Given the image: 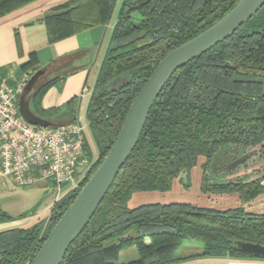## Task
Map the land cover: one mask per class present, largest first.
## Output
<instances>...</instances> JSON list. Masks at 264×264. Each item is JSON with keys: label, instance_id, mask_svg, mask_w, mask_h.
I'll return each mask as SVG.
<instances>
[{"label": "trees", "instance_id": "trees-1", "mask_svg": "<svg viewBox=\"0 0 264 264\" xmlns=\"http://www.w3.org/2000/svg\"><path fill=\"white\" fill-rule=\"evenodd\" d=\"M32 1L0 0V16ZM115 1L69 0L56 6L43 19L48 40L106 24ZM237 1L121 0L86 106L99 154L92 157L86 140L88 163L82 178L52 203L48 217L29 227L0 231V264L31 263L110 150L133 98L158 61L220 19ZM134 12L136 19L131 15ZM117 40H122L120 45ZM39 69L44 70L40 78L46 69L29 58L19 73H27L30 78ZM39 78L27 96L29 107L37 116L61 124L46 117L56 108L42 109L40 100L46 89L63 77L49 78L36 86ZM111 80L125 81L102 89ZM263 83L264 4L232 35L172 74L151 106L134 148L60 264H170L175 261L180 242L187 239L203 243L202 255L264 259L232 248L235 241L264 244V213L247 216L242 207H235L213 214L209 209L177 201L129 204L135 193L170 190L177 176L187 174L198 156L206 162L226 144H261L264 148ZM68 105L67 114L74 119L78 97ZM230 188L243 200L260 192L254 181L234 183ZM10 219L0 208V222ZM130 231L134 233L130 235ZM130 245L136 247L138 258L119 262V250Z\"/></svg>", "mask_w": 264, "mask_h": 264}, {"label": "crops", "instance_id": "crops-1", "mask_svg": "<svg viewBox=\"0 0 264 264\" xmlns=\"http://www.w3.org/2000/svg\"><path fill=\"white\" fill-rule=\"evenodd\" d=\"M68 1L34 0L0 16V78L9 77L11 73L16 78V71L29 58L46 69L49 78L62 76V80L46 89L40 100L42 109L56 108L55 113L46 117L61 124L73 120L67 114V106H71L68 104L72 99L78 97L79 105L82 88L85 86L91 91L109 42L106 24H97L50 42L43 19L56 6ZM17 225V222H0V231ZM133 233L129 232L130 235ZM144 241L149 244L147 237ZM203 249L201 241L183 240L176 249L175 261L170 264H264L261 258L202 255ZM137 258L138 251L134 245L122 248L117 254L121 263Z\"/></svg>", "mask_w": 264, "mask_h": 264}, {"label": "water", "instance_id": "water-1", "mask_svg": "<svg viewBox=\"0 0 264 264\" xmlns=\"http://www.w3.org/2000/svg\"><path fill=\"white\" fill-rule=\"evenodd\" d=\"M263 4L264 0H238L220 19L170 50L158 61L133 98L110 150L55 223L30 264L61 263L69 245L87 225L134 148L151 106L172 74L179 67L232 35ZM43 73L44 70L39 69L30 76L23 86L18 99V113L29 124L56 126L55 123L34 114L27 99L29 92ZM232 248L264 256V244L235 241Z\"/></svg>", "mask_w": 264, "mask_h": 264}, {"label": "rangeland", "instance_id": "rangeland-1", "mask_svg": "<svg viewBox=\"0 0 264 264\" xmlns=\"http://www.w3.org/2000/svg\"><path fill=\"white\" fill-rule=\"evenodd\" d=\"M120 2L121 0L115 1L112 13L106 23V38L108 39L111 37L113 26L118 17ZM131 15L133 19H136L135 12ZM121 42L122 40H117L116 44L120 45ZM20 75L19 71H16V80L20 78ZM47 79H49V74L46 72L39 78L36 86ZM124 81H108L102 89L117 87ZM14 84L15 81L12 80L8 83L10 86H14ZM262 92H264V83ZM88 100L89 95L87 94L77 105V115L90 153L93 158H96L99 154V145L86 118ZM205 163L206 165H204ZM203 175L204 181H202ZM1 180H4L5 183H2ZM1 180L0 208L11 217V222H17L19 227H29L48 217L53 203L51 201L53 190L48 184L40 183L29 187H20L15 185L9 177L1 178ZM250 181L251 183L256 182L260 190L253 198L243 200L237 190L230 188L234 186V183ZM222 185H228L229 188L222 190ZM173 201L189 202L199 208L209 209V212L213 214L223 213L225 210L235 207H242L247 216L264 213V148L261 144H226L206 162L203 156H198L187 174L180 173L177 176L170 190L138 192L131 197L129 204L137 206L143 203Z\"/></svg>", "mask_w": 264, "mask_h": 264}, {"label": "built area", "instance_id": "built-area-1", "mask_svg": "<svg viewBox=\"0 0 264 264\" xmlns=\"http://www.w3.org/2000/svg\"><path fill=\"white\" fill-rule=\"evenodd\" d=\"M28 79L27 73L18 80L12 73L0 78V179L9 177L20 187L46 183L55 202L65 187L77 186L82 178L88 163L86 138L77 113L71 122L56 126L32 125L21 118L18 99ZM87 94L84 86L80 98Z\"/></svg>", "mask_w": 264, "mask_h": 264}]
</instances>
